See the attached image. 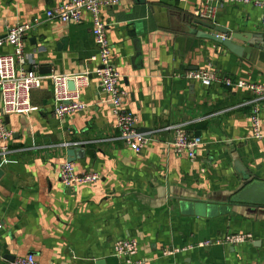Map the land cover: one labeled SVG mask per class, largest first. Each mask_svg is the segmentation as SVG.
<instances>
[{"label": "crops", "instance_id": "0c3cea01", "mask_svg": "<svg viewBox=\"0 0 264 264\" xmlns=\"http://www.w3.org/2000/svg\"><path fill=\"white\" fill-rule=\"evenodd\" d=\"M67 0H0V36L32 20L41 23L25 37L41 86L32 91L36 110L5 117L12 151L0 161V264L10 256H35L41 264H127L113 255L115 242L134 239L139 264H264V213L233 206L213 218L181 209V198L219 201L243 186L244 176L264 181V100L258 102L259 132L250 116L254 94L246 89L203 86L186 78L194 68H211L236 79L264 84L256 53L232 54L198 38L193 23L205 0H120L104 12L111 60L127 91L124 107L149 136L141 153L117 139L115 113L96 75L79 86L86 108L62 119L53 113V77L93 70L95 45L88 14L79 22L46 19ZM214 22L232 30L264 33L260 9L210 0ZM62 39L66 50H58ZM141 51L136 56V49ZM11 51L4 46L0 52ZM51 67L50 73L40 68ZM1 106V97H0ZM182 124L202 138L196 157L176 154ZM85 145L71 162L79 173L96 172L95 184L65 189L58 176L65 147ZM225 234H249L240 244L197 247ZM192 246L191 249L184 248ZM170 250L173 253L165 255ZM7 256V258H6ZM14 259V260H15Z\"/></svg>", "mask_w": 264, "mask_h": 264}, {"label": "built area", "instance_id": "2783aa9c", "mask_svg": "<svg viewBox=\"0 0 264 264\" xmlns=\"http://www.w3.org/2000/svg\"><path fill=\"white\" fill-rule=\"evenodd\" d=\"M120 0H67L55 8L46 11V19H56L61 22H79L85 14L90 17L91 34L95 45V53L91 61L97 63L93 70L77 74H61L53 77V113L58 119L84 110L86 104L81 101L79 86L88 84L91 74L96 75L99 88L107 96L115 113V126L118 132L117 139L128 146L133 152L141 153L149 141V136L138 131L137 116L134 112L124 107L127 91L121 85L122 75L116 70L111 60V45L107 35L104 12L117 5ZM185 3L187 0H177ZM237 5H253L260 9V22L264 26V0H217ZM198 17L204 20H214V7L210 0H205ZM41 19L34 17L32 20L15 24L6 29L0 36V49L10 46L11 51L0 52V161H5L12 153L9 143L12 131L5 124V117L13 114H27L37 109L32 104V91L41 86L43 76L36 71L32 56L24 51L25 37L33 31ZM186 78L197 81L203 86L212 84L221 85L227 89H246L254 94L250 120L252 123L253 137L261 138L259 132V107L258 102L264 100V84L249 82L220 74L211 68H197L185 74ZM75 82V89L69 90L67 81ZM175 131L172 148L176 154L186 155L190 159L196 157L197 150L202 144V138L186 130L182 124L167 127ZM58 176L65 189L72 190L79 186L95 184L99 180L96 172L79 173L70 162L59 166ZM249 234H225L213 240H204L195 244L197 247H206L213 244H240L249 241ZM192 246L184 248L191 249ZM139 249L134 239H122L114 244L113 255L116 258H125L127 264H139L133 257ZM170 250L163 254L170 255ZM14 264H41L32 254L18 257Z\"/></svg>", "mask_w": 264, "mask_h": 264}, {"label": "water", "instance_id": "95a60500", "mask_svg": "<svg viewBox=\"0 0 264 264\" xmlns=\"http://www.w3.org/2000/svg\"><path fill=\"white\" fill-rule=\"evenodd\" d=\"M194 24L199 25L208 32L195 30L198 38L209 39L217 45L225 48L232 54L239 57H249L252 53H256L258 61L264 64V33H251L239 30H232L230 28L221 26L214 21L196 18L193 20ZM36 29L33 30V33ZM58 50H66L67 40L62 39L57 45ZM136 56H140L141 51L136 49ZM196 69V68H194ZM41 73H50L51 67L40 68ZM60 74H63L61 72ZM69 90L75 89V82L73 80L67 81ZM139 132L146 131L145 128L138 129ZM66 161L74 162L76 159L83 158L85 154V145L80 146L69 145L65 147ZM1 174V170H0ZM243 206L247 209L258 210L264 213V181L253 179L251 176H244L243 186L231 196L219 201L206 200H191L181 198V209H189V214L197 216H206L213 218L219 215L228 213L233 206ZM14 261L15 256H10ZM7 258V256H6ZM96 264H106L104 259H98Z\"/></svg>", "mask_w": 264, "mask_h": 264}]
</instances>
